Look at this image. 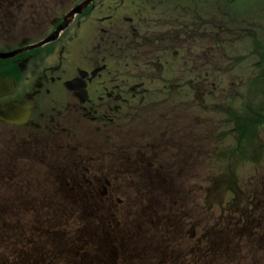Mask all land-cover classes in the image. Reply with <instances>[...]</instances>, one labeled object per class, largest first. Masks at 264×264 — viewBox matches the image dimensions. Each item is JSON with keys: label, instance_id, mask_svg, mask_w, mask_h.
Returning a JSON list of instances; mask_svg holds the SVG:
<instances>
[{"label": "flooded vegetation", "instance_id": "af4514ba", "mask_svg": "<svg viewBox=\"0 0 264 264\" xmlns=\"http://www.w3.org/2000/svg\"><path fill=\"white\" fill-rule=\"evenodd\" d=\"M220 1L214 9L210 0H175L165 11L166 0H96L53 42L0 60V77L14 80L0 88V253L6 262L116 264L122 257L139 264L152 243V264H214V258L236 264L228 234L214 245L212 228L200 231L189 254L176 247L163 255L154 242L196 239L198 203L166 202L163 192L149 189L152 177L164 175V162L180 157L182 137L200 145L210 138L194 110L239 116L231 111L232 97L253 113L260 108L264 59L250 55L262 45L230 47L242 35L262 32L264 5ZM64 2L0 0V52L50 35L76 5L56 14ZM225 16L223 25L212 21ZM234 72L240 80L231 81ZM220 81L226 84L218 93ZM243 124L229 126L213 145L231 144ZM134 194L138 200L130 202ZM233 204L211 202V208L226 212Z\"/></svg>", "mask_w": 264, "mask_h": 264}, {"label": "rangeland", "instance_id": "374dc122", "mask_svg": "<svg viewBox=\"0 0 264 264\" xmlns=\"http://www.w3.org/2000/svg\"><path fill=\"white\" fill-rule=\"evenodd\" d=\"M76 1L78 0H65V2L59 7L54 8V12L59 15L66 8H69L73 4H75ZM166 1L167 2L162 3L160 9H165V11L169 9L172 10L171 5L175 4V0ZM221 4L222 2L220 0H210L207 6H211L215 9V7L221 6ZM159 5L160 4H157V7ZM192 6L193 4L190 7ZM201 7L202 5L198 4L197 8L199 10H201ZM181 9L184 8L181 7ZM223 9L228 10L230 9V6H224ZM236 9L237 8H235V10ZM130 13H135L134 15H136V12L133 10V8L132 12ZM225 18H227V16L213 18L212 21L214 23H218L220 20H223ZM223 24H225V21L219 22V25ZM249 36L250 34L247 36L242 35V37L238 41H236V43H234V45H232L230 48L233 49L235 47H238L240 49L241 45L247 41H254L264 46V34L260 30H254L251 33V36ZM203 40L205 41V39ZM243 47L244 51H242V48L241 52L237 54L238 59L242 58L243 53L246 50V47ZM196 48L197 47L193 48V50H195ZM262 53V49H259V51H255V53L253 55H250V57L261 58ZM229 74L232 75V77L229 75L231 81H233V77L239 80L241 79L236 72ZM225 84L226 83L224 81L216 83L218 93L225 86ZM188 99L190 98H182V100L184 101ZM206 100L210 101L209 98H206ZM208 101H204L202 107L206 106ZM229 102L231 103V106L234 107L231 111L239 116L231 117L229 115H224L220 111L214 110H201L199 108L194 110L196 116L202 121L206 122L203 127L209 128L208 131L212 133L209 135L210 138L206 137L204 139V143L206 145H200L198 141H194L190 144V142L187 141V137H182L180 142V157L172 161L164 162L163 165L165 173L163 176L158 178L157 176L152 177V181L154 183L149 187L151 192L155 193V195L156 193H159V195L161 196L163 192L164 200L166 202L177 201L179 203H182L183 206H186L189 202L193 201L198 204H202L203 202H214L218 207L224 205V203L227 201V199H225L226 195L230 196V193L235 189L240 190L245 188L246 194L244 197H250L253 191H256L258 192V196L256 199H253L251 201L256 202L258 200L262 203V205H264V125L261 128L260 135L254 133L252 139H246L244 141V150L251 151H243V156L240 149H235L228 156L220 159V157L224 155V152L217 151L215 146L221 145L222 142L218 141L215 145H213L214 140L224 135V132L226 130V127H223L220 124L218 125L219 119H221V122H228L231 127H233L235 123H240L243 120V117L241 116L245 112V104L242 105L241 98L232 97L230 98ZM219 103L225 104L226 100L222 99L219 101ZM191 106L198 105L196 102H193ZM258 112L263 114L259 116H256L254 113L250 114L252 116V123L264 118V108L259 109ZM210 116L212 118H210ZM185 123L186 120L181 125L182 130L186 127ZM243 125L244 127L242 126L240 129H246L249 132L248 123H244ZM216 126L217 130L215 131ZM239 133L241 134L242 130H240ZM191 137L195 136L193 135ZM230 176H233V178L229 181L228 178ZM134 200H138L136 194L132 195L130 202ZM238 200L239 196L236 198V201ZM239 201H242V199ZM262 205H260V208H262ZM203 206H208V204H204ZM238 207L239 205L234 206L232 207L233 210H227L226 212L221 209L209 208V210H202L198 208L196 212L197 223L193 230L196 234V239H191L189 236H187L185 241H175L170 243L169 240H165L162 241L164 243L154 242V244L158 246V249L163 253V255L172 254V249L174 248L177 250L176 247H181L185 254H189L191 252L190 249H192L193 244L198 238L197 235H199L200 231H202L203 229L214 228V230L212 231V235L213 237H215L214 234L217 233V231H215L216 228L214 226H224V224L226 223L227 231L230 232L234 229L236 230V227L234 226L235 224L242 228L241 220L239 216H237L240 212V209ZM244 211H248L247 205L244 208ZM138 212L139 210H133V219H136V217L138 216ZM224 214L227 215L225 216L226 219L224 218ZM262 215L264 216L263 209H259V212L251 214L249 221H251L252 224L249 225L250 227H248V229L242 228V230L248 231L252 238L246 237V242L247 244H249V246L244 249L243 252L240 250V245H238L239 253L237 256V264H264V220L262 219ZM148 235L150 240L154 239L151 238L153 234L151 235L149 233ZM241 241L242 236L238 238V243ZM148 245L151 248V253L146 259H144L146 256L139 258V264H152V259L150 257L152 256V254H154L153 252L155 250V247L152 245V243H148ZM89 251L92 255H94L96 253L95 246L90 245ZM229 251L231 252L233 250L230 249ZM0 252L2 253V251ZM1 253L0 264H14L12 262H6L5 260L8 258L2 256ZM119 261V264L124 263V260L122 262L119 259ZM158 263L156 261L153 262V264ZM165 264H170V259L167 260Z\"/></svg>", "mask_w": 264, "mask_h": 264}, {"label": "water", "instance_id": "95a60500", "mask_svg": "<svg viewBox=\"0 0 264 264\" xmlns=\"http://www.w3.org/2000/svg\"><path fill=\"white\" fill-rule=\"evenodd\" d=\"M88 2H89V0H86L83 4H87ZM83 4L80 5L79 7H77L75 10L76 11H81V8H82Z\"/></svg>", "mask_w": 264, "mask_h": 264}]
</instances>
